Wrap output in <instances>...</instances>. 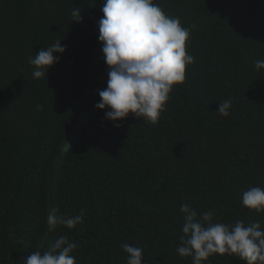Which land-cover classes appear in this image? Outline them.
Returning a JSON list of instances; mask_svg holds the SVG:
<instances>
[{"label": "trees", "instance_id": "trees-1", "mask_svg": "<svg viewBox=\"0 0 264 264\" xmlns=\"http://www.w3.org/2000/svg\"><path fill=\"white\" fill-rule=\"evenodd\" d=\"M153 2L191 29L194 57L155 125L95 106L108 80L103 0H0V264H24L61 235L75 264H127L123 244L143 249L142 264H192L176 251L182 204L264 229V211L242 204L264 188V0ZM56 41L67 45L59 62L33 78L28 58ZM51 207L83 222L49 232ZM202 264L245 262L214 253Z\"/></svg>", "mask_w": 264, "mask_h": 264}, {"label": "clouds", "instance_id": "clouds-1", "mask_svg": "<svg viewBox=\"0 0 264 264\" xmlns=\"http://www.w3.org/2000/svg\"><path fill=\"white\" fill-rule=\"evenodd\" d=\"M102 18L97 22L98 39L102 42L103 59L108 66L107 87L98 90V109H108L105 118L122 120L132 114L158 123L165 109L172 86L185 80L186 65L194 63L187 53L186 42L191 29L183 27L178 17L167 15L153 0H103ZM73 15L81 19L80 10ZM67 45L60 41L42 48L28 58L33 78H43L49 68L59 62ZM257 70L264 69V60L255 62ZM231 99L219 103L217 112L230 114ZM37 110L42 105L36 106ZM120 127V124H115ZM242 204L256 212L264 211V188L252 186L242 195ZM184 214L180 244L181 257H191L192 264H202L214 253L235 255L245 264H264V229L260 223L245 226L242 220L234 224L215 222L213 210L199 213L188 204L180 206ZM83 213L66 217L58 207H51L46 216L49 232L57 226L71 229L82 223ZM77 247L63 235L44 251L36 250L24 264H75L71 255ZM127 264H142L143 249L123 244Z\"/></svg>", "mask_w": 264, "mask_h": 264}]
</instances>
